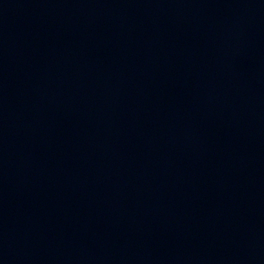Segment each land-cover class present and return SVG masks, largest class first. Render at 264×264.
<instances>
[{"label": "water", "instance_id": "95a60500", "mask_svg": "<svg viewBox=\"0 0 264 264\" xmlns=\"http://www.w3.org/2000/svg\"><path fill=\"white\" fill-rule=\"evenodd\" d=\"M0 264H264V0H0Z\"/></svg>", "mask_w": 264, "mask_h": 264}]
</instances>
